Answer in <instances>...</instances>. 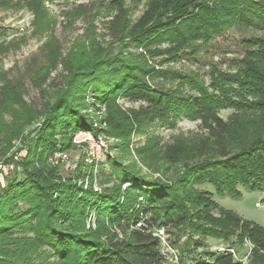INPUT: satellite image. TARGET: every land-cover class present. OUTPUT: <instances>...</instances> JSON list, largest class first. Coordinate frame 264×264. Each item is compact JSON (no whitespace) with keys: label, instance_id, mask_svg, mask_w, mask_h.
Here are the masks:
<instances>
[{"label":"trees","instance_id":"1","mask_svg":"<svg viewBox=\"0 0 264 264\" xmlns=\"http://www.w3.org/2000/svg\"><path fill=\"white\" fill-rule=\"evenodd\" d=\"M0 2L11 5V0ZM19 2L35 17L47 16L45 0ZM147 5L134 20L126 0L101 4L109 17L104 28L110 39L122 47L129 41L130 47L148 52L167 43L159 53L178 58L198 52L200 45L232 27L253 29L241 40L245 54L240 65L235 71L213 66L209 84L200 75L176 72L171 87L156 86L147 79L154 69L146 61L111 51L113 42L105 48L91 34L85 41L89 44L73 45L84 50L78 57L71 53L63 63L65 83L56 85L44 109L28 106L13 85L1 86L0 153L9 149L3 143H11L39 118L43 121L25 170L16 172L0 193V264H166L167 251L154 234L159 229L166 232L172 249L179 250L177 264H187V259L191 264H243L233 247L208 248L209 238L235 239L233 244L240 245L248 239L254 246L248 264H264V227L220 206L212 192L197 187L209 184L217 195L233 198L242 196L241 189L264 192V0H149ZM12 44L0 43V54ZM87 47L97 52L85 58ZM59 50L55 44L53 64ZM118 98L141 103L133 116L141 126L183 117L199 123L203 136L193 144L178 141L164 148L165 170L181 167L172 185L110 159L111 172L101 175L107 183L115 178L114 184L96 191L79 185L81 172L62 179L48 164L51 153L72 148L77 131L99 133L93 128L90 104L95 112L106 108L104 122L113 135L127 141L132 120L119 109ZM222 110L234 113L224 119ZM6 114L11 121L5 120ZM92 211L97 227L88 229ZM141 216L143 228H125ZM111 224L123 230V239L111 231ZM172 230L174 240L169 237Z\"/></svg>","mask_w":264,"mask_h":264},{"label":"rangeland","instance_id":"2","mask_svg":"<svg viewBox=\"0 0 264 264\" xmlns=\"http://www.w3.org/2000/svg\"><path fill=\"white\" fill-rule=\"evenodd\" d=\"M109 1L45 0L47 9L45 18L42 16L35 17L32 12L23 8L19 0H11L10 6H0V43H14L6 52L0 54V87L9 84L13 85V87L22 91L21 97L28 106H32L36 110L44 109L51 100V95L57 91L56 85L65 83L67 72L63 63L69 60L71 53L78 57L81 51L84 50V46L73 47L74 44L80 42L89 44L85 41L91 34L105 48L113 42L104 28V19H109V17H106L107 12L100 10L99 7ZM126 1L131 7L133 19L137 20L147 9L149 0ZM48 22L50 23L48 24ZM252 32H254L253 29L239 26L232 27L226 33L215 37L210 44L200 45L201 48L198 52L191 54L182 53L178 58H171L169 54L159 53L160 50L169 47L167 43L152 46V51L148 52L149 50L145 48L130 47L129 41H125L128 44L123 47L118 42H113L111 51L121 53L124 56L133 55L135 60L146 61L149 67L154 69V76H150L147 79L156 86L171 87L173 85L172 74L176 72L190 76L200 75L209 84L210 72L213 66H217L222 71H235L238 68L240 60L245 54L241 40L244 35ZM55 44L59 46L60 50L59 55L56 56L58 61L53 64L54 58L52 55L54 52L52 51ZM96 52V50L87 47L85 58L93 56ZM159 72H164L165 75L162 76ZM186 91L188 90L186 89ZM0 93L2 94L1 90ZM1 99L2 96L0 97ZM88 101H91V99L89 98ZM116 103L120 107L119 109L127 113L132 120V131L127 141L111 133L110 125L104 122L107 112L106 108L102 107L100 112H95L97 109L93 104H90L88 110L93 120V128L99 130L98 134L92 132L97 138L101 137L107 145L104 162L100 168V186L107 187L114 184L113 180L115 178L107 183L101 175L102 171L104 173L111 172L110 159H118L123 164L133 165L148 178L160 179L165 184L172 185L181 172V167L170 165L168 170H165L167 163L163 156L164 148L168 144L178 141L189 145L193 144L196 139L203 136L202 131L199 129V123L183 117L172 123L161 120L141 126L133 117L134 111L140 109V102H129L123 98H118ZM233 113V110H222L221 116L227 119ZM5 120L11 121L12 118L6 114ZM42 121L43 118L41 117L29 125L19 136L12 139L11 143H3V145L9 146V149L5 154L3 152L0 153V164L5 165L14 162L16 161L15 156H18L20 159L17 161L16 166H20L23 171L25 170L24 161L28 156L32 139L34 140L38 137ZM67 152L70 160L61 163L55 168L62 179L71 178L80 172L84 174V178L79 180L80 185V181L87 177V172L84 173L80 165H75V163L82 160V158L77 159L81 152L73 141L72 148ZM48 164H50L49 161ZM15 175V173L8 175L4 180L0 175V193L8 186L9 181L16 177ZM24 178L25 176L23 175L20 180ZM81 186L84 187L83 184ZM197 187L212 192L215 201L220 206L234 211L244 220L264 227L263 191L241 189L242 196L233 198L229 195H217L215 188L209 184ZM20 206L22 209L27 207L23 203ZM92 213L95 219L93 218L92 221H94L90 224L91 220L88 219V229L97 227L96 214L94 211ZM214 215L216 216L217 214L214 212ZM150 216L151 214L149 213L147 217L150 218ZM92 224H95V227ZM89 225L91 226L89 227ZM125 228L127 227L125 226ZM117 230L123 232L117 224H113L111 231H115L118 234ZM169 237L174 240L176 231L172 230ZM118 238L123 239L124 236L118 235ZM183 240L184 238L181 242ZM234 241L235 239L230 242H224L209 238L207 246L214 251H218L220 248L225 250L229 246L233 247L237 253V260L243 264H248L254 247L253 244L248 239L245 240L243 245L233 244ZM167 255L169 259L166 264H177L178 249H175V252L167 251ZM195 255H197V252H195ZM187 264H191L190 259H187Z\"/></svg>","mask_w":264,"mask_h":264},{"label":"built area","instance_id":"3","mask_svg":"<svg viewBox=\"0 0 264 264\" xmlns=\"http://www.w3.org/2000/svg\"><path fill=\"white\" fill-rule=\"evenodd\" d=\"M72 141L78 149L81 152V155L77 157V159L82 158L81 162L78 161L75 163V165H80L81 170L83 169L84 172H87L86 179H83L80 181L81 184L84 185V188L87 189L88 187H93L96 191H101L100 186V168L101 164L104 162V157L107 151V145L104 143L101 137H96L94 133L91 130H79L77 131L73 137ZM20 158L18 156H15L14 162L7 163L5 165L0 164V175L2 176V179L4 180L8 175H11L16 172H21L22 169L20 166H16L17 161ZM70 160L69 153L67 151L58 150L51 155H49L48 161L53 167H58L63 162H68ZM127 186L124 185V188ZM95 219L94 214L92 213L89 217L91 220L89 224L92 221V219ZM95 227V224H92ZM144 219L143 216H141L140 219L136 221L134 225H131L127 227V230L130 231L132 229H141L144 227ZM91 225H89L90 227ZM118 231V230H117ZM119 232V231H118ZM155 235H157L161 243L163 245V248L165 251H171L175 252L174 249L169 244L168 236L164 229H159L154 232ZM119 236L123 237L124 233L119 232ZM220 251H224V249L220 248ZM231 251L234 252L233 249Z\"/></svg>","mask_w":264,"mask_h":264}]
</instances>
